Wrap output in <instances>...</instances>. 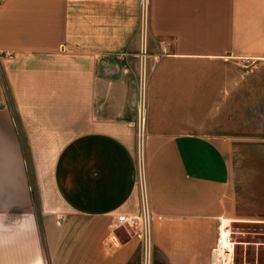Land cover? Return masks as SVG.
<instances>
[{
  "label": "crops",
  "instance_id": "crops-1",
  "mask_svg": "<svg viewBox=\"0 0 264 264\" xmlns=\"http://www.w3.org/2000/svg\"><path fill=\"white\" fill-rule=\"evenodd\" d=\"M141 3L0 0V264H212L223 219L264 224V144L235 176L234 135L193 117L194 69L264 63V0H146L144 27ZM258 77L216 74L214 97ZM145 200L149 248L113 229Z\"/></svg>",
  "mask_w": 264,
  "mask_h": 264
},
{
  "label": "rangeland",
  "instance_id": "rangeland-1",
  "mask_svg": "<svg viewBox=\"0 0 264 264\" xmlns=\"http://www.w3.org/2000/svg\"><path fill=\"white\" fill-rule=\"evenodd\" d=\"M145 7L146 0L141 3V27H144L142 22L144 25ZM225 64H228V66H216V64L211 63L194 69V72H197L196 70L201 71V115L193 117L199 119V122L195 124L201 127V132L206 131L210 135H214V132H225L234 135L237 140V145L234 148L237 157L231 163L233 174L235 176L236 174L245 176L247 173L245 157L253 154L252 151L256 149L255 146L264 144V91H256L258 88H264V79L259 77L253 79V83L249 82L245 85L248 89H241L240 87L244 84L237 83L240 89H234L232 98L228 99L227 103L220 102V96L216 100L214 97L215 87L212 81L214 75L223 74L225 70L239 76H264V63L259 61L248 63L244 60L236 62L232 60L230 63ZM144 83L143 80V86ZM251 86L253 90L250 89ZM138 106L139 109L141 108L143 118L145 109L144 91ZM142 133L143 130H139L137 133V143L134 149L136 163L134 175L138 190L144 195L143 186L139 184V168L141 167L143 170L145 168ZM239 165L241 169H239ZM242 181L238 180L237 182L240 184ZM143 212L146 213L149 220L153 218L150 205L146 200L143 201L139 214ZM226 223V228L230 231L233 241L236 243L235 264H264V252L259 251L256 253L250 250L252 247H248V245L253 246L258 242H264V224L229 223V221Z\"/></svg>",
  "mask_w": 264,
  "mask_h": 264
},
{
  "label": "built area",
  "instance_id": "built-area-1",
  "mask_svg": "<svg viewBox=\"0 0 264 264\" xmlns=\"http://www.w3.org/2000/svg\"><path fill=\"white\" fill-rule=\"evenodd\" d=\"M144 3V0H142ZM142 130V129H141ZM140 130V131H141ZM139 181L141 186L144 183V170L139 168ZM136 183V181H135ZM144 191V188H143ZM146 213H141L138 215H119L116 216L115 222L113 224V229H138L143 244L146 248L150 246V236H149V217ZM225 233L222 234L221 231L216 239L215 246L212 250L213 263L212 264H235L234 252H235V242L233 241L232 234L225 228Z\"/></svg>",
  "mask_w": 264,
  "mask_h": 264
},
{
  "label": "bare ground",
  "instance_id": "bare-ground-1",
  "mask_svg": "<svg viewBox=\"0 0 264 264\" xmlns=\"http://www.w3.org/2000/svg\"><path fill=\"white\" fill-rule=\"evenodd\" d=\"M141 129H143V118L141 117ZM227 221H225L224 219L222 220V226H221V233L224 234L225 233V228H226V223ZM227 224V223H226Z\"/></svg>",
  "mask_w": 264,
  "mask_h": 264
}]
</instances>
